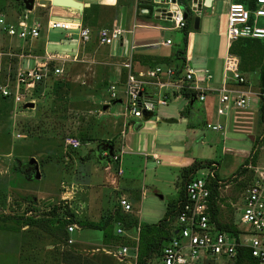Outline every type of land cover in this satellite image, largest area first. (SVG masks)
<instances>
[{"label": "rangeland", "instance_id": "374dc122", "mask_svg": "<svg viewBox=\"0 0 264 264\" xmlns=\"http://www.w3.org/2000/svg\"><path fill=\"white\" fill-rule=\"evenodd\" d=\"M232 1L246 4L249 0H213L212 8L203 7L199 13L190 11L191 16L200 14L202 19L209 15L216 31L219 17H225L227 6ZM101 2L106 5L112 0ZM121 2L117 9L93 7L84 11L85 20L81 21L90 30V40L69 50L62 46L56 48L55 54L66 53L69 56L55 59L49 68L61 63L63 72L50 75L43 85L35 86L30 97L32 101H27L33 102V107L24 108L21 101L7 97L0 100V264H57L65 250L89 258L92 264H133L128 261L133 258L131 248L123 261L113 257V250L120 245L136 246L138 261L157 253L158 247L147 250L149 243L155 240L152 237L154 232L141 231V225L156 224L162 219L168 203L179 196L182 177L180 166H164L150 158L147 164L143 163L142 153L145 149L150 151L153 142L165 144L175 154L190 153L202 162L192 178H202L212 190L209 203L213 222L222 227L240 225L245 189L263 159L259 163L258 148L250 154L252 148L247 134L225 124L224 118L218 120L224 127V142L222 131L215 132L205 127L202 121L214 113V104L211 114H204L203 104L197 99L189 103L190 100L181 93L175 98L170 89L148 87L153 98H162L166 94V105L154 106V115L147 120L141 119L140 128L134 129L130 123L121 134L123 118L127 121L131 118L124 114L122 88L118 85L121 102L114 103L108 101L107 86L126 77L123 62L128 59V43L132 35H124L122 46L108 47L98 43L97 31L117 22L124 28L134 29L133 37L137 40L170 38L173 44L169 50L175 52L183 47L182 29H172L173 23L169 20L156 19L151 13L156 5L145 0ZM178 2L183 9L189 0ZM0 6L3 7L0 15L5 21L15 23L16 11L23 5L19 0H0ZM144 8L150 9L147 16L142 12ZM188 9L191 10L190 7ZM34 14L35 11L31 12L30 17ZM257 23L264 26V18H259ZM142 24L158 25L164 29ZM192 24L191 19L190 30L193 29ZM61 32L65 33L50 30L47 39L57 42L64 37ZM214 35L216 37H208L201 29L188 33L187 42H192L189 65L202 71L207 66L203 65L205 60L206 64L214 62L213 73L218 79L221 60L206 53H213L216 47L218 34L214 32ZM44 43V38L19 40L10 37L0 26V83L12 89L19 58L41 53ZM147 48L141 46L135 51ZM248 51L242 58L238 56V69L245 78V85L250 84L256 92H263L264 43H255ZM136 62H140L139 58L133 54L130 63L132 72L145 69L138 68ZM175 62L179 63L180 59ZM20 66L32 68L33 58H21ZM21 91L23 89L19 93ZM258 95L254 94L258 100L264 101V97ZM105 104L107 107L104 109ZM181 111L188 120L196 119L193 127L188 125ZM169 118L177 122L161 121ZM188 128H195L193 135ZM66 136L77 137L81 141L80 147H65ZM111 140L116 150L121 148L122 143L123 151L117 152L120 163L108 161L105 165V160L99 162L97 158V148ZM223 145L233 150H222ZM30 158L37 163L39 178L34 177V170L30 173L25 169ZM119 165L124 170L121 177L116 170ZM211 172L213 176L209 175ZM113 185L120 189L111 190ZM123 193L131 196L130 212L122 211L118 205V198ZM112 214H115L114 218ZM117 214L125 220H117ZM109 215L112 221L102 230L77 224L78 220L101 223ZM53 220L56 222L52 223ZM172 222L170 218L169 228ZM70 223H75L76 228L65 238L62 228L66 230ZM116 223L124 229L123 235L116 233ZM223 231L232 234V231ZM68 237L72 238L71 243L67 242ZM200 264L230 263L218 258Z\"/></svg>", "mask_w": 264, "mask_h": 264}, {"label": "built area", "instance_id": "2783aa9c", "mask_svg": "<svg viewBox=\"0 0 264 264\" xmlns=\"http://www.w3.org/2000/svg\"><path fill=\"white\" fill-rule=\"evenodd\" d=\"M147 2L164 8L165 13H169V21L173 23L172 29L185 28L186 9L181 8L178 0H148ZM143 11L149 12L147 8H144ZM153 12L154 9H151L152 14H154ZM259 18H264V0H254L251 6L238 1L228 4L223 31L226 53L222 63L221 84L216 88L208 85L213 78L212 72L208 68L197 71L189 65L190 59L187 56L180 72H177L175 66L168 64H156L132 72L130 63L137 48L141 46L169 47L173 44L172 39H154L139 43L133 37L134 29L124 28L117 22L109 27H101L96 33V39L99 44L108 47L122 46L125 42L124 35H132L128 43V59L123 62V66L127 70L126 77L107 86L108 101L121 102L118 96L119 85L124 95V114L130 118L143 119L144 114L148 111L154 115V106L166 105V94L162 98L158 96L153 98L148 92L147 88L154 86L158 90L170 89L172 95L181 93L182 90L194 92V99L199 102L205 100L206 90H214L217 93L215 108L217 116L226 117L232 110H243L247 105V92L233 88L228 82L243 85L245 78L238 69V56L230 53L228 49L233 41L240 38L263 40L264 26L258 25ZM0 26L8 36L19 40H35L40 36L41 25L36 21L28 22L25 16L17 17L15 23H9L0 15ZM135 26L136 24L133 25V27ZM46 28L47 31L60 30L65 33L61 32L64 37L57 42H49L47 35L45 48H47V44H53L69 50L79 43L90 40V30L83 25L81 17L72 20L48 19ZM157 28L164 29L162 26ZM67 56L69 55L66 53L60 55L44 49L42 55L27 54L21 57L22 59L33 58L34 66L21 68L19 64L14 74L12 89L8 85L0 83V96L22 103L32 101L30 97L37 83L45 82L50 75H59L63 72L61 63H56L52 68H49L50 63L55 59H64ZM21 89L23 91L19 93ZM258 94L259 97H264V91H259ZM205 127L215 132L222 131L223 136L225 135L224 127L219 122H205ZM64 145L69 149H77L80 147L81 141L77 137L66 136ZM102 155L107 156V152L103 151ZM111 158L118 161L119 156L113 154ZM121 173L122 170L119 167L117 174ZM209 175L213 176V173L211 172ZM217 183L220 182L217 181ZM184 191L185 199L179 203V211L174 220V225L177 227L176 234L162 248L160 254L150 259L148 264H200L206 260L218 258L231 264L239 251H246L258 264H264V168H255L254 176L244 192L240 225H234L236 231L232 234L218 229L210 218L208 206L211 188L208 182L202 178H191L185 183ZM118 205L124 212L131 211L130 203L123 197L118 199ZM75 228V223L67 225V234L70 235ZM136 228L139 230V225ZM116 233L124 234L120 223L117 224ZM67 242L71 243L72 238L68 237ZM130 248L133 250V258L128 261L136 264L138 256L136 246L120 245L113 250L112 255L116 260L123 261L127 258V251Z\"/></svg>", "mask_w": 264, "mask_h": 264}, {"label": "crops", "instance_id": "0c3cea01", "mask_svg": "<svg viewBox=\"0 0 264 264\" xmlns=\"http://www.w3.org/2000/svg\"><path fill=\"white\" fill-rule=\"evenodd\" d=\"M77 1L82 2L85 5L84 8H87L90 5H95L98 8H100V7L101 8H105V7L107 8L108 7V8H116L117 9L118 6L122 3L121 0H112L111 4H106V5L102 4V2H101L102 0H77ZM145 1H147V0H145ZM210 2H211L210 7L212 8L213 7V0H211ZM84 8L82 9L81 12H79L73 8L42 6V5H38L37 3H34L32 10H26L23 6H19V9L16 11V13H17V17L25 16L27 21H29V22L36 21L41 25L40 36L37 39H41V38L45 39L43 51L41 53H38V54L42 55L44 52V49H47L48 52H50V51L56 52V48L60 47V46H56V45L54 46L53 44H51V45L47 44V46H46L47 48H45L46 36L48 35V31L46 28L47 20L53 19V18L69 19V20L78 19L79 17H81ZM33 11H35L36 14H34L31 18L30 17L31 12H33ZM142 12L146 16L149 13L148 11H143V9H142ZM198 15H200V14H198ZM29 17L31 19H29ZM211 23H212V20H211L209 15H206L205 18L202 17V19L199 16L198 30L201 29L202 32H204L205 35H207L208 37H211V36L216 37L214 35V32H216L218 34L216 47L214 48L213 53H209V52H206V53L209 54L210 56L217 58L219 61L221 60L220 77L217 79V77H215V74L213 73V71H215V63L214 62L210 63V61H209L208 64H210V66H208V64H206V60H205V62H203L204 66L207 65V66H205L206 68L209 69V67H210V70L213 74V78L208 83V85L212 88H216L221 84L222 63H223V57L226 53L225 39L223 36V31H224V27H225V17H223V16L219 17L218 28L216 29V31L212 27ZM141 26H145V27L149 26V27H154L156 29H158L157 27H161L158 25H148V24H142ZM158 30H160V29H158ZM195 30H197V29H195ZM189 32H193V29L190 30ZM218 37H219V39H218ZM134 39H136V38H134ZM150 40L152 41L154 39H144V40L139 39V40H137V42L143 43L145 41H150ZM144 47H149V48L139 49L138 51L134 52V55L149 58L146 60H145V58H143V61H146V62L151 61V62L164 64L167 58L170 61V59H172V57H174L173 56L174 50H172V49L169 50L170 47L172 48V46H169V47H166V46H156V47L144 46ZM191 47H192V42L190 40L187 42L186 51H185V55H184L185 57L187 56L190 59V61L192 59V57H191L192 48ZM187 52H189V55H187ZM30 54L37 55V54H33V53H30ZM20 60L21 59L18 60V65L20 64ZM136 65H138V68H146L148 64L147 63L144 64L143 62H141V63L136 62ZM228 84H230V86H232L235 89L243 90V91L247 92V105H246V107L243 110H232L228 114V116H226V117L225 116H217L215 111L213 114H211L212 111L210 109L212 107V104H214V106L216 108L217 93L214 90H206L205 91V95H206L205 100L201 103L203 104V107H204V114L210 113L211 116H209L208 118H205L202 121V123L204 124L205 122H211V123L212 122H219L218 120L224 118L225 124L228 123L229 126H231L232 128L235 127L236 130H243L247 134V136L249 137L250 142H251V148L252 149L250 150V154L252 153V150H255L258 148L260 150L259 163L263 159V163H260L261 165H259L258 167L264 168V124L262 122V116H261L262 115V110H261L262 101L258 100L254 96V94H256V96H257L258 92L253 90L252 86H250V84L245 85V83H244L243 85H235L233 82H230V81L228 82ZM173 96H175V98H177L178 94L175 93ZM182 116L186 118L188 125L191 124V127H193V125H195V122H196L195 118H193V120L190 121L191 119L188 120L187 116L184 115V113L182 114ZM130 123L133 125L134 129H138L142 126L141 119L131 118L130 120L127 121L126 118H123V125H122L123 129L121 130V134L124 133V127L127 129V125ZM188 131L191 132V134L193 135L195 132V128H188ZM224 136H223V142L225 139ZM118 149H119L118 152L122 153V151H123V144L122 143H121V148L118 147ZM142 150L143 149H141V151ZM222 150L232 151L233 149L223 145ZM173 151L174 150H172L168 146H165V144H163V143H157V142L154 143L153 142V144L151 146V150L147 151L145 149L144 152L142 153V155L144 157L143 163L147 164V159L150 158V159L154 160L155 163H157V164L159 163V164L164 165V166L185 167V166H188V165L192 164L193 162L197 161L195 157L190 155V153L185 152L184 154L179 155V154L173 153ZM119 153H117V152L114 153V154H117L119 156V159H118L119 162L118 163H120ZM137 153H140V152H137ZM102 161L103 160H101L99 162H102ZM243 163H244V161H243ZM106 164L107 163H105V165ZM118 167H120V165ZM120 169L122 170V173L120 174V176L118 175L119 177L123 176V174H124V170L121 167H120ZM118 182H119V180H117V184H118ZM110 189L111 190L112 189L119 190L120 188L117 185H113L110 187ZM123 194L124 195H122L121 197L125 198L130 203V205L132 207V203L130 201V199H131L130 194H128V193H123ZM137 222L139 224H142L139 221V219H137ZM116 226H117V223H116Z\"/></svg>", "mask_w": 264, "mask_h": 264}, {"label": "trees", "instance_id": "16d2710c", "mask_svg": "<svg viewBox=\"0 0 264 264\" xmlns=\"http://www.w3.org/2000/svg\"><path fill=\"white\" fill-rule=\"evenodd\" d=\"M254 0H249L246 5L247 6H251L252 3H253ZM147 2V1H146ZM238 2H242V1H238ZM148 3V2H147ZM96 6L95 5H90L89 7L87 8H84L83 10V17L81 18L82 21L85 20L84 18V11L86 9H91ZM3 9V7L0 6V10ZM149 9V8H148ZM150 10V9H149ZM187 16H186V26L185 28L182 29L183 31V47L181 49H177L175 50L174 52V57H172V59H169L167 58L165 63L164 64H169V65H173L177 68V72H180L183 68V65H184V60H185V50H186V45H187V35L191 29L190 27V22H191V19H192V22H193V18L191 16V12L190 10L187 8ZM83 23V22H82ZM264 43V39L263 40H260V39H253V38H240V39H237L235 41H233L231 43V45L229 46V52L230 53H233L239 57H243L244 54L246 52H249L248 50H250V46H252L253 44L255 43ZM134 58V57H133ZM139 58V61L140 62H143V58L145 59H149L148 57H141V56H138ZM176 59H180V62L179 63H176L175 60ZM148 65L147 66H153V65H156V64H160V63H156V62H146ZM144 63V64H146ZM16 71V69H15ZM15 74V72H14ZM122 79V78H121ZM45 82H40V83H37V86L36 87H40L41 85H43ZM181 95L186 97L189 101V103L191 101L194 100V97H195V93L194 92H191V91H185V90H182L181 91ZM4 97L0 96V100H3ZM112 102H116V100H111ZM261 110H262V120H263V123H264V101H262V106H261ZM184 111H181V113L183 114ZM104 146L108 147V145H112L113 148V152H118L119 149H115V145H114V142L113 140L111 141H108V142H105V144L103 143ZM110 161H114L111 157L109 158ZM119 162V160L117 161ZM104 163H106L104 161ZM203 163L202 162H199V161H195L193 162L192 164L188 165V166H185V167H181L180 168V175L182 177V181H181V188H180V191H179V196L177 198V200L171 202V203H168L167 207H166V210L164 212V215L162 217V219H160V221L156 224H142L141 227H142V230L143 232L145 233H153L154 234L152 235V237H154V241L149 243V246L147 248L148 249H151V247H158L159 251L157 253H155L154 255H151V256H148L147 258H144V259H140V261H138L137 264H148L150 259H152L153 257L157 256L160 254L162 248L169 242V240L176 234V231H177V227L174 225V220H175V217L177 216V213L179 211V203L182 202L184 199H185V191H184V185L185 183L190 180L192 178V174L197 170V168H199L200 166H202ZM215 193H216V189H215ZM212 190H211V197L210 199H212ZM210 203H209V208H208V211H209V215H210V218L212 220V213L211 212V209H210ZM56 208H54L53 210V213L56 212L55 210ZM113 215V218L115 217V214H112ZM116 218L117 220L119 219H122V216H119V214L116 215ZM170 218L173 219V222L170 224V228L168 227L169 225V220ZM125 220V219H124ZM123 219L121 220L122 222L124 221ZM112 221V216L109 215L107 216V218L104 220V222H97V223H94V222H89L87 220L85 221H80L78 220L77 224L81 227H87V228H93V229H104V228H107V226L110 224V222ZM213 221V220H212ZM53 222H56V220H53ZM76 223V222H75ZM218 229H221V230H227V231H232V232H235L236 229L233 225L231 226H217ZM62 230L64 231V237L66 238V234H67V231L65 230V228H62ZM155 233L157 234V236H155ZM160 234V235H159ZM68 235V234H67ZM69 236V235H68ZM150 236V235H149ZM157 237V238H155ZM150 239H152L150 237ZM66 239L63 240V243ZM88 259V260H87ZM82 258L81 257V254H77V253H73L71 252L70 250H65L63 251L62 253V256L60 257V259L58 260V263L57 264H60V263H63V264H92V261H90L89 258ZM96 264V263H95ZM231 264H258V262L253 259L252 257H250V255L246 252V251H239L236 258H234V261L231 263Z\"/></svg>", "mask_w": 264, "mask_h": 264}, {"label": "water", "instance_id": "95a60500", "mask_svg": "<svg viewBox=\"0 0 264 264\" xmlns=\"http://www.w3.org/2000/svg\"><path fill=\"white\" fill-rule=\"evenodd\" d=\"M23 7L26 9V10H32L33 6H34V3H37L38 5H42V6H55V7H67V8H73V9H76L77 11L81 12L82 9L85 7V5L80 2V1H77V0H20ZM148 1V0H147ZM171 1H174V0H171ZM210 0H189V3L188 5H185V7L190 5L191 7V11H195L197 13H199L202 9V7L204 6H207L209 5ZM203 2V4H202ZM207 4V5H206ZM184 7V8H185ZM185 8V9H187ZM154 17L156 19H166V20H169V13H165V9L164 8H161V7H156L154 8ZM184 16L186 17L187 16V10H186V13L184 14ZM192 27L193 29H198L199 27V15L196 14L194 17H193V24H192ZM118 102V101H116ZM114 102V103H116ZM192 103V101H191ZM34 106V103L33 102H25L23 104V107L24 108H29V107H33ZM107 107V104H105L103 106V108L105 109ZM151 116H153L152 112L148 111L144 114L143 116V120H147L148 118H150ZM161 121L163 122H167V123H175L177 120L176 119H173V118H169V119H161ZM99 148H97L98 150ZM101 150V153L97 155V158L99 159V161L101 160H105L106 162L110 161V157L113 155V147L112 145H108V147L106 148V146H101L100 149ZM103 151H106L107 152V156H103L102 155V152ZM97 153H99L97 151ZM29 165H33V170H34V177L35 178H39L40 177V174H39V171H38V166H37V163L35 161V159L33 158H30V160L27 162Z\"/></svg>", "mask_w": 264, "mask_h": 264}, {"label": "flooded vegetation", "instance_id": "af4514ba", "mask_svg": "<svg viewBox=\"0 0 264 264\" xmlns=\"http://www.w3.org/2000/svg\"><path fill=\"white\" fill-rule=\"evenodd\" d=\"M19 2H21V1L19 0ZM99 149H100V147H99ZM99 149L97 150L99 152V153H97V155L101 153V150H99ZM25 169L31 173L33 170V165L26 164Z\"/></svg>", "mask_w": 264, "mask_h": 264}, {"label": "bare ground", "instance_id": "6f19581e", "mask_svg": "<svg viewBox=\"0 0 264 264\" xmlns=\"http://www.w3.org/2000/svg\"><path fill=\"white\" fill-rule=\"evenodd\" d=\"M209 3H210L209 5H207V4H206L207 6H205V8H208V7H210V6H211V2H209ZM75 10H76V9H75Z\"/></svg>", "mask_w": 264, "mask_h": 264}, {"label": "clouds", "instance_id": "9594fccd", "mask_svg": "<svg viewBox=\"0 0 264 264\" xmlns=\"http://www.w3.org/2000/svg\"><path fill=\"white\" fill-rule=\"evenodd\" d=\"M114 154V153H113Z\"/></svg>", "mask_w": 264, "mask_h": 264}]
</instances>
